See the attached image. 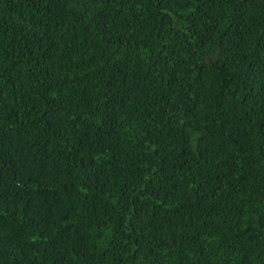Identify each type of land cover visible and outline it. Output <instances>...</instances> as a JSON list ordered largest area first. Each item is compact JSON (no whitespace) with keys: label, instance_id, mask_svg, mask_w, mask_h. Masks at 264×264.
Wrapping results in <instances>:
<instances>
[{"label":"trees","instance_id":"trees-1","mask_svg":"<svg viewBox=\"0 0 264 264\" xmlns=\"http://www.w3.org/2000/svg\"><path fill=\"white\" fill-rule=\"evenodd\" d=\"M0 264H264V0H0Z\"/></svg>","mask_w":264,"mask_h":264}]
</instances>
